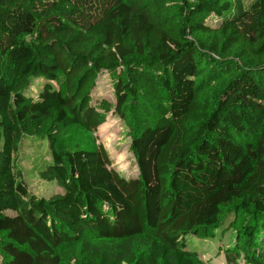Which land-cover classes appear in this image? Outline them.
I'll list each match as a JSON object with an SVG mask.
<instances>
[{
    "label": "trees",
    "instance_id": "1",
    "mask_svg": "<svg viewBox=\"0 0 264 264\" xmlns=\"http://www.w3.org/2000/svg\"><path fill=\"white\" fill-rule=\"evenodd\" d=\"M109 111L134 176L84 140ZM222 226L264 264V0H0V264H207Z\"/></svg>",
    "mask_w": 264,
    "mask_h": 264
},
{
    "label": "rangeland",
    "instance_id": "2",
    "mask_svg": "<svg viewBox=\"0 0 264 264\" xmlns=\"http://www.w3.org/2000/svg\"><path fill=\"white\" fill-rule=\"evenodd\" d=\"M252 1L243 0V4L248 7ZM99 77L100 83L95 87L94 97L114 101L113 89L107 75L101 73ZM78 135L84 137L82 133ZM84 140L89 141L90 147L101 145L107 153L109 166L120 174L124 176L137 174L136 159L130 148L127 127L113 111L106 114L105 122L98 126L93 137H87ZM26 153L32 154H24L25 159L19 164L30 189L38 195L46 196L61 192V187L55 181L43 180L39 176L38 171L44 160L41 158V152L38 153L32 148H28ZM223 227H219L213 237H189L188 248L194 250L207 264H225L223 249L232 244L235 238V230Z\"/></svg>",
    "mask_w": 264,
    "mask_h": 264
}]
</instances>
